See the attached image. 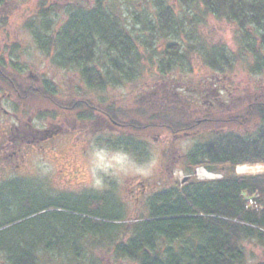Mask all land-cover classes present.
I'll return each mask as SVG.
<instances>
[{
  "label": "trees",
  "instance_id": "1",
  "mask_svg": "<svg viewBox=\"0 0 264 264\" xmlns=\"http://www.w3.org/2000/svg\"><path fill=\"white\" fill-rule=\"evenodd\" d=\"M121 1L39 0L28 27L55 65L75 67L95 91L109 84L127 86L138 77L144 87L151 81L144 76H166L192 60L223 77L244 67L264 72V0H140L135 18L142 33L125 20ZM6 2L12 0H0ZM210 18L233 26L235 47L202 38L198 28ZM23 77L0 59V86L23 105L66 110L81 120L101 114L115 130L100 131L96 143L138 159L149 155L145 136L150 133L206 135L182 155L181 169L193 176L184 182L175 178L145 196L146 213H129L105 194L84 192L71 199L43 189L38 178L1 181L0 264H117L124 259L137 264H245L247 244L264 246V173L235 172L238 164L264 163V99L197 117L185 101L163 89L125 106L94 104L88 98H65L46 80L41 84ZM37 114V119L47 115ZM255 123L253 131H239ZM205 164L217 165L222 176L196 178L194 169ZM250 195L261 209L246 206Z\"/></svg>",
  "mask_w": 264,
  "mask_h": 264
},
{
  "label": "rangeland",
  "instance_id": "2",
  "mask_svg": "<svg viewBox=\"0 0 264 264\" xmlns=\"http://www.w3.org/2000/svg\"><path fill=\"white\" fill-rule=\"evenodd\" d=\"M38 1L12 0L0 4V59L7 69L18 70L22 77L25 76L34 83L42 84L46 80L56 85L59 94L65 98L82 97L94 104L125 106L138 98H151L163 89L185 101L197 117L204 113L224 114L252 100L264 99V85H261L264 72L254 74L244 67L237 69L229 77H223L194 60L183 69L166 76L154 73L157 63H153V76L142 75L146 80L151 79L150 82H145L144 87L138 77L139 84L136 80L127 86L112 87L109 84L103 90L90 89L80 79L75 67L55 65L52 54H46L37 46L28 23ZM121 3L125 20L134 27V32L142 33L135 14L139 13V8L142 9L140 6L143 2L123 0ZM174 7L181 10L177 3ZM34 21L37 24L39 19L35 18ZM232 27L226 21L210 18L198 29L207 42H225L230 47H235ZM43 106H25L16 95L0 86V144L6 137L11 138L10 142L21 141L17 134L27 139L30 131H26L24 127L30 129V124L32 127L49 129L51 131L48 133L53 134V137L48 136L49 140L37 145H23L18 157L9 158L8 152L0 150V182L11 177L28 176L41 180L43 189L55 193L64 192L71 199L84 192L105 194L109 202H122L124 208L130 209L129 213H146L145 196H150L163 185H171L173 179H182L188 174L181 169L182 155L206 135V131L180 132L176 135L167 131L150 133L145 136L149 140V155L138 159L126 151L109 149L96 143V136L100 131L115 130L114 125L103 115L96 113L89 119L81 120L72 112ZM38 111L51 115L40 120L37 119ZM256 126L255 123L248 128H239V131L251 132ZM9 128L15 131H5ZM54 129L59 131H52ZM194 176L210 179L199 176L197 168ZM113 204L114 202L111 203ZM246 251L245 264L264 261L263 245L257 242L247 244ZM117 264L137 263L124 259Z\"/></svg>",
  "mask_w": 264,
  "mask_h": 264
},
{
  "label": "flooded vegetation",
  "instance_id": "3",
  "mask_svg": "<svg viewBox=\"0 0 264 264\" xmlns=\"http://www.w3.org/2000/svg\"><path fill=\"white\" fill-rule=\"evenodd\" d=\"M24 127V125H23ZM30 129H27L26 127H24V129L26 131H30V135L29 137H27V139H24L23 136L20 137L19 134H17V136H19V138L21 139V141L19 140H15L13 142H10L11 138L6 137L0 144V150L4 151V152H8V157L12 158V157H18V152L20 151V145L23 146L25 144H31L32 142H38V141H46L48 140V136H52L53 134H49L48 131H51L49 129H45V128H34L31 126L30 124ZM5 131H11V133H13L12 131H15L13 128H9L8 130L6 129ZM19 131V129L17 130ZM52 131H59L57 129H54ZM16 134V132H15ZM33 134V135H32ZM11 152V153H9Z\"/></svg>",
  "mask_w": 264,
  "mask_h": 264
},
{
  "label": "bare ground",
  "instance_id": "4",
  "mask_svg": "<svg viewBox=\"0 0 264 264\" xmlns=\"http://www.w3.org/2000/svg\"><path fill=\"white\" fill-rule=\"evenodd\" d=\"M198 175L201 177H206L208 174L203 168L198 169Z\"/></svg>",
  "mask_w": 264,
  "mask_h": 264
},
{
  "label": "water",
  "instance_id": "5",
  "mask_svg": "<svg viewBox=\"0 0 264 264\" xmlns=\"http://www.w3.org/2000/svg\"><path fill=\"white\" fill-rule=\"evenodd\" d=\"M204 168L207 169V170H213V169H216L217 166L216 165H205ZM186 179H187V176L184 177L183 181H185Z\"/></svg>",
  "mask_w": 264,
  "mask_h": 264
},
{
  "label": "built area",
  "instance_id": "6",
  "mask_svg": "<svg viewBox=\"0 0 264 264\" xmlns=\"http://www.w3.org/2000/svg\"><path fill=\"white\" fill-rule=\"evenodd\" d=\"M250 204L252 203V200H249Z\"/></svg>",
  "mask_w": 264,
  "mask_h": 264
},
{
  "label": "clouds",
  "instance_id": "7",
  "mask_svg": "<svg viewBox=\"0 0 264 264\" xmlns=\"http://www.w3.org/2000/svg\"><path fill=\"white\" fill-rule=\"evenodd\" d=\"M99 183V182H98Z\"/></svg>",
  "mask_w": 264,
  "mask_h": 264
}]
</instances>
